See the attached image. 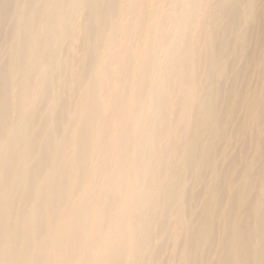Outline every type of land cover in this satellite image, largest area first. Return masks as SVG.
<instances>
[{"label": "clouds", "instance_id": "1", "mask_svg": "<svg viewBox=\"0 0 264 264\" xmlns=\"http://www.w3.org/2000/svg\"><path fill=\"white\" fill-rule=\"evenodd\" d=\"M210 8L204 0L117 6L119 34L108 33L95 72L101 96L114 76L121 83L115 148L100 136L90 145L88 130L75 157L70 143L49 140L37 123L43 95L30 110L17 107L11 120L0 117L7 129L0 135V227L13 218L19 225L22 216L33 221L31 235L29 225L17 232L15 251L5 244L14 258L3 264H183L176 259L177 221L187 212L186 185L173 171L167 130L173 105H183L191 66L202 59L197 52L207 45ZM42 9L35 34L21 45L31 58L18 75H36L38 50L43 62L54 44L78 39L90 5L43 0ZM56 73L50 64L49 81ZM208 159L216 162L212 152ZM73 172L77 179L69 180ZM260 191L264 198V185Z\"/></svg>", "mask_w": 264, "mask_h": 264}, {"label": "bare ground", "instance_id": "2", "mask_svg": "<svg viewBox=\"0 0 264 264\" xmlns=\"http://www.w3.org/2000/svg\"><path fill=\"white\" fill-rule=\"evenodd\" d=\"M87 2L90 12L78 39L54 44L43 62L38 50L36 75L21 76L31 58L21 45L39 26L43 0H0V117L11 120L17 107L30 110L43 95L37 123L49 140L70 143L73 157L86 130L90 145L100 136L105 142L111 138L116 147L121 83L114 76L101 96L95 72L108 33L119 34L117 6L141 0ZM204 2L211 5L207 45L197 52L202 59L191 66L189 89L183 105H173L167 130L173 171L183 174L186 185L187 212L177 221L176 259L183 264H264V0ZM135 20L133 15L129 29ZM50 64L57 69L51 81ZM111 71L118 73L119 64ZM6 131L0 126V135ZM76 179L75 172L70 174L69 180ZM32 223L22 216L19 225L13 218L0 227V264L14 258L5 254V244L15 251L17 232L29 225L31 235Z\"/></svg>", "mask_w": 264, "mask_h": 264}]
</instances>
